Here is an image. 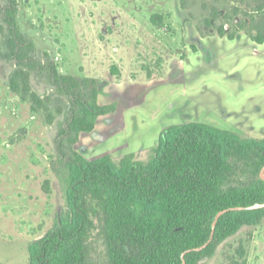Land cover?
I'll use <instances>...</instances> for the list:
<instances>
[{"label": "rangeland", "instance_id": "rangeland-1", "mask_svg": "<svg viewBox=\"0 0 264 264\" xmlns=\"http://www.w3.org/2000/svg\"><path fill=\"white\" fill-rule=\"evenodd\" d=\"M261 0H17L19 30L37 58L60 72L99 81L98 101L117 104L81 132L75 151L92 160L118 161L127 154L147 161L162 131L175 124L203 122L244 137H264V43L235 30L244 11L226 23L239 5L255 12ZM5 0H0V8ZM220 16L212 17L213 7ZM155 20H159L157 23ZM208 20L211 25H208ZM0 11V263L27 264L29 245L57 223L66 208L68 172L56 138L65 109L54 102L35 109L30 97L15 92V64L5 56ZM232 28V29H231ZM39 73L31 89L42 98L53 93ZM99 226L92 248L104 259ZM264 264V219L243 226L200 264Z\"/></svg>", "mask_w": 264, "mask_h": 264}, {"label": "trees", "instance_id": "trees-1", "mask_svg": "<svg viewBox=\"0 0 264 264\" xmlns=\"http://www.w3.org/2000/svg\"><path fill=\"white\" fill-rule=\"evenodd\" d=\"M253 10L234 5L233 14L225 15L228 24L241 11L263 17L252 15L251 28L241 20L229 31L223 23L219 35L234 39L246 30L253 41L264 43V0ZM0 11L4 54L16 66L11 88L30 97L35 109H49L54 100L58 110L65 109L55 143L68 172L66 208L53 228L30 243L27 264H200L241 227L262 222L264 137L194 121L165 128L147 161L133 154L118 161L109 155L86 159L73 148L79 134L93 131L99 117L114 113L117 104L99 103L96 78L62 73L48 54L45 62L37 58L19 30L17 0H5ZM219 16L214 6L212 17ZM34 73L47 80L51 95L42 98L32 91ZM97 225L102 261L91 241ZM228 264L243 263L231 259Z\"/></svg>", "mask_w": 264, "mask_h": 264}, {"label": "water", "instance_id": "water-1", "mask_svg": "<svg viewBox=\"0 0 264 264\" xmlns=\"http://www.w3.org/2000/svg\"><path fill=\"white\" fill-rule=\"evenodd\" d=\"M261 176L264 178V168L262 169V171H261ZM257 207H260V205H257ZM231 209H241V208H231ZM227 210H223V211H221V212H219L218 213V215H217V217H216V219H215V221H214V223H213V227L215 228V225H216V222H217V220H218V218L223 214V213H225ZM213 234H214V230H213ZM212 234V235H213ZM207 244H205L204 246H202V247H200V248H198V249H202L203 247H205Z\"/></svg>", "mask_w": 264, "mask_h": 264}]
</instances>
